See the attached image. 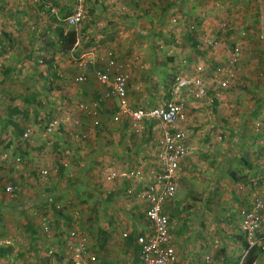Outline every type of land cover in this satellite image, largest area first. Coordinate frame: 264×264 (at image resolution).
<instances>
[{"label":"crops","instance_id":"0c3cea01","mask_svg":"<svg viewBox=\"0 0 264 264\" xmlns=\"http://www.w3.org/2000/svg\"><path fill=\"white\" fill-rule=\"evenodd\" d=\"M173 4L175 7L173 5L171 10V20H164V17L161 20V22L163 21L169 25H165L164 31L167 28L172 30L171 45H169V40H166L165 44L167 47L170 46L172 48L171 54L173 57L170 60L173 62V79L175 76L199 78L201 75L197 65H202L203 59L211 58L215 60V58H218L216 56H221L220 52L216 50L219 49L216 45L221 43L219 39H215L216 44L210 47L212 52L210 48H207V32L212 27L214 32L219 30L223 37L229 34L233 36V32H235L233 28L228 26L221 28L226 15L231 14L229 18L235 24L237 23V30H241L240 32L243 35L241 41L234 45V47L239 45L241 48L240 67L238 65L239 74H237L234 81L231 79L228 82L229 85L234 83L236 85L219 89L216 87L217 83H211L208 86L207 98L203 102H194L188 106L189 109L195 111L192 114L188 113L186 119L189 122H193L192 124L194 125H197V120H199L198 126L202 125L204 133L207 134L203 137V154L201 151L196 154L197 157H202L206 162L203 170L202 168L199 170L200 164L195 160L196 156H192L191 163L190 161L186 163L189 166H185V164L183 167L187 170H183L181 178H178L177 188L180 181H184V183L189 181L193 184L197 182L204 183L203 185L206 186L205 196L202 200L195 201L199 206L203 207V213H197L196 208L198 207L194 202L195 211L182 219L183 224L180 225V219H177L178 221L175 219L176 224L174 223L175 220L172 218L174 209H171V220L173 221L171 226L172 238L178 254V264H204L207 257L216 260L213 256L216 244L214 245L212 241H209L217 235L213 223L219 224L220 234L225 239L223 243H220L227 258L223 264H236L241 260L242 250L245 246L239 229L241 210L246 204L244 194L250 191L252 180L258 174V158L264 154V70L261 68L264 63V0H258V2L254 0H175ZM225 8H230L232 12L227 13ZM143 13L149 14L147 5H144ZM150 13L154 15V12ZM144 24H147V21H144ZM157 26L154 27L157 28ZM138 27L143 29L142 25H138ZM143 32H146V30H140L142 36L138 35L140 37L139 40L144 39ZM212 36H215V34H212ZM145 39L148 40L147 37ZM242 42H244L246 48H243ZM225 45L224 43L221 44V53H223L222 49ZM39 48L43 50V47ZM223 50L224 53H228L229 57L232 49L230 50L226 45ZM33 52L36 54L38 50L34 48ZM28 57L31 58V55H28ZM228 57L227 59L229 60L230 57ZM141 61L143 63V59ZM158 61L160 62V60ZM184 61L193 63L186 73L181 65ZM38 67L40 66L36 68ZM59 67L57 68L58 71L61 68ZM101 67L103 66L100 65L99 68ZM38 72L36 76L35 73H30V70L27 71L26 74H28L29 79L21 85L25 86L24 84L26 83L29 86L31 85L30 80L35 83L36 78L43 81V77L47 76L46 73L43 71V73H40L41 71ZM50 73L52 74L50 77L53 78L55 73L53 71H50ZM90 80L88 89L84 90L89 92L87 98L85 93L76 86L77 84H61L62 86L59 87L63 90L66 89L65 91L67 92L69 91L77 103L83 101L80 105L86 104V101H93L89 103L86 110H81V108H79V111L75 108L68 110L70 107L65 105L67 103H61L60 101L53 102L55 104L52 108L43 106L39 100L41 96L46 97L43 93L49 94L44 90V86H36L38 82L35 83L33 89L31 87H22L21 89L18 87L15 88V91H3L0 94V149H5L7 153L11 150L10 154H12L9 155L6 161L5 159H0V238L4 236L3 234L7 228L20 225L23 226L22 228L20 227L21 229L25 230V227L28 229V236L25 240L29 241L31 239V242L34 243L33 238L37 234H41V229L45 222H51L50 224L53 225V222H56L57 219L59 220L60 217H63L66 221H71V218H73L72 221L78 223L89 221L92 230L90 233L92 238L90 245H92L99 258L98 264H136L139 249L134 237L136 229L134 227L125 229L121 225L125 229L124 233H127V239L120 238V235L112 232L114 229H110L109 225L114 226V222L116 224L119 223L116 220L122 218V214H118L121 211L115 210L117 212H114V210L109 209L113 212H101L100 214L96 212L99 214H97L99 216L97 217L94 212L92 213L96 207L92 203L93 201H90L89 204L85 203L83 200L85 197H83L82 193L80 195V192L82 190H85V193L89 192L88 196H94L93 199L96 197L97 203H101L102 206L120 205L121 203H124V206L127 202L125 199L127 197L125 188L132 183L130 186L135 188V190H139L144 182L136 181L135 179L118 178L115 179L116 183L114 180H107L110 185H106L105 182L100 180L104 178L103 171L105 169L115 170L114 167L117 166L119 169L117 172L122 174L129 173L135 167H138L144 171V178H149L150 169L153 168L154 164V146L157 137L153 138L152 135H149L144 145L140 144L139 141L140 147L136 148L137 145L134 146L133 155L128 153V149H126L127 153H125L123 145H127L129 139L128 136L123 135L126 133H122L119 127L126 126L130 128L133 122L114 123V120H110V116L114 114V108L115 111L116 109L118 110V102L110 104V98L107 99V87L101 81H96L93 78ZM129 88V101L131 100L133 103L132 94L134 90L131 86ZM77 89L80 94L77 93ZM141 94L139 93V95ZM159 99V97L156 98V100ZM133 105L134 107L137 106V104ZM193 107L202 111L196 112L197 110L193 109ZM44 109L58 110L60 123L56 135L48 137L50 133H45L43 124L49 120L44 119V113H48V111L43 112ZM195 114L198 119L193 118ZM144 124H147L150 133L153 132V122H144ZM27 127L34 129L31 144L28 143L30 138L26 142L21 140ZM47 137L51 138L53 149H61L62 154L55 153L57 156L52 158L50 153L48 155L43 153L42 159L40 153L45 149L35 153V156L34 152L31 154V148L35 149L37 146L36 149H42V145L39 143L42 141L46 142ZM195 137H199V135ZM195 137L193 139L194 144L199 141L195 140ZM36 140L38 141L36 146H34L33 142ZM135 141L136 139L133 142ZM105 145L108 147L105 148ZM149 153L152 155V160H150L148 166L138 163L139 160L136 161L133 158L135 155L148 157ZM15 155L21 156L23 167H21V163L17 164L15 162ZM119 157L122 159L124 157L134 159V162L136 161L135 166L126 167L125 165V167H121L123 161H120ZM212 158H218L217 162L214 160L216 166L211 165ZM32 159L41 160L42 163H37V166L40 164L49 167V180L52 181L47 184L40 182L38 187L35 185L34 180L39 181V179L35 176L36 172L31 171L30 167L33 165L29 163L33 162ZM116 162L120 163V165ZM110 165L114 167L112 168ZM55 173L59 174L58 182H55V179H51ZM68 173L75 175L76 178L68 176L67 178L66 175ZM201 176L203 179L200 180ZM22 177L27 181V185L30 186L24 191L25 180ZM18 183L23 185V189L21 188L20 192L11 195L6 191V186L10 184L18 185ZM28 190L30 194L34 192L30 199L24 195L25 191ZM46 191L56 193V197L60 199V201L52 205L56 211H53V214L47 213L48 215L42 218L41 215L34 216L33 212H35V209L39 212L47 211L48 207H51V205L44 202L42 196V193ZM67 191L70 193L75 191L77 193L76 199L67 198ZM95 191L98 192L97 195ZM213 191H218L220 196L213 198ZM62 194H64V198H62ZM101 195H104V197H101ZM65 198L71 202L73 201L74 205L69 204L70 201L68 200L66 203ZM128 198L132 200V198ZM121 200L122 202H120ZM178 201L182 205L186 203L182 199ZM217 207H219L220 214L216 215ZM57 208L60 209L58 210ZM62 208H65L64 212H62ZM123 209L125 210L124 207ZM134 209H136L135 205L126 209V214L134 216L133 221L138 218L132 215ZM86 211L90 213V215H87L89 219L81 218V216H84V212L87 213ZM211 211L214 212L213 222L211 221ZM56 212L58 213L57 215ZM66 212H69V215ZM104 213L108 215L107 220L111 224L106 220ZM202 221L204 224H202ZM140 222H144L143 219H140ZM63 228L65 229L63 225L56 222L52 229L54 237L63 238L64 234L61 233ZM16 230L18 231L19 228H14L13 232H17ZM101 236L106 237V240L102 241L100 239ZM198 237L206 238L204 249L202 251L201 249L196 250L193 245L188 250L187 246L190 245V240ZM119 239H121V242ZM106 242L108 243L105 244ZM182 244L186 247H182ZM116 245H120L121 249L118 251L114 250ZM108 247L110 251L107 255L101 254ZM116 254L122 257L117 258ZM34 256L35 253L30 251L28 247L6 246L0 243V264L2 261L5 264L9 262L8 260L12 261V264H24L23 262L29 264L30 261L34 262ZM233 257H237L239 261H233ZM60 262H63V260ZM255 263L264 264V256L260 255V259L252 264Z\"/></svg>","mask_w":264,"mask_h":264},{"label":"rangeland","instance_id":"374dc122","mask_svg":"<svg viewBox=\"0 0 264 264\" xmlns=\"http://www.w3.org/2000/svg\"><path fill=\"white\" fill-rule=\"evenodd\" d=\"M198 1V0H197ZM258 2V0H254ZM175 0H0V90L1 93L3 91L12 92L15 91V88H26L31 87V89L34 88L35 83L38 82V85L36 86H44V90L49 94L45 95L44 98L41 96L39 102L45 107L52 108V106L56 103V101L65 102L68 105L67 107H70L71 110L73 108L77 109L79 111V108L81 110H86V107L89 105V103H92L93 101H86V104H81L80 101L77 103L75 101L69 91H65L66 89H61V84H77L76 86L80 89V91H83L86 95L89 93L87 90L90 82V79L98 80L96 72L100 69V65H102L104 68H106L105 64L110 62V60H115L117 62L123 63V72L126 73L127 79H128V90H127V106L131 108H150L154 105H159L164 103L169 97H170V91L172 87H174V84H176V77H172V64L173 62L170 60L171 57H173L172 48L170 46L167 47L166 40H169V45L171 42V28H167L166 31H164V27L169 26L165 24L161 20L164 17V20L168 19L171 20V10L173 8V3ZM144 5H147L149 7V14L143 13V7ZM175 7V5H174ZM225 11L227 13L232 12L230 8H225ZM150 12H154V15H152ZM157 14V15H155ZM231 14L226 15L224 24L221 26L223 29L225 26L231 27L234 29L235 32L234 35H226L225 37L222 36L221 32L219 30L213 31V28L207 32V40H212L215 42V39H219L221 43H218L216 46L219 49H216L217 52H220V57L216 56L218 58H215V60L211 58H206L202 60V65H197V68L199 69V73L202 77L203 82L205 83V86L208 88V86L211 83H217L216 87L219 89H225L230 86L236 85L235 83L232 85L227 84L226 87L220 86V81L222 79H227L229 77L227 75V68L228 66V53H224V48L226 45L229 47V49H233L234 45H236L237 42L241 41V37L243 36L241 34V30H237V23L235 24L230 18ZM202 19V18H200ZM144 21H147V24H144ZM158 23V26H157ZM138 25H142L143 29L146 30V32H143V40H139L142 34L140 33V30L144 31L143 29H140ZM154 26H157L154 27ZM147 29H146V28ZM75 35V38L70 41V35ZM212 34H215V36H212ZM138 35L140 37H138ZM246 35V34H245ZM145 37L148 38V40L145 39ZM163 41V45H162ZM226 44L223 46L222 52L220 51L221 44ZM243 43V48L246 46ZM210 48L211 45L206 44ZM214 46V45H213ZM240 47L239 45H237ZM38 50L36 54H34L33 50L34 48ZM39 47H43V50H41ZM241 49V48H240ZM32 51V53H30ZM210 51L212 52V48H210ZM98 54V55H97ZM28 55H31V58L28 57ZM225 55V58L223 59ZM142 56V58H141ZM230 57V55H229ZM228 57V58H229ZM102 58V59H100ZM143 59V63L141 60ZM220 59V60H216ZM227 59V61H225ZM160 60V62L158 61ZM98 61V62H97ZM116 62V63H117ZM104 63V64H103ZM241 63V62H240ZM143 64V65H142ZM192 62H182L181 65L183 67L184 72L186 73L188 71V68L191 67ZM237 64L235 69H232V73L234 75L231 79L234 81L237 77V74H239ZM37 66H40L36 68ZM61 68H60V67ZM60 68L58 71L57 68ZM240 67V65H239ZM264 70V63L262 65ZM38 69V70H37ZM111 73L115 72L114 65L110 68ZM30 70V73H35V75H38V71H41L40 73L45 72L47 76L43 77V81L39 78H36L34 81L35 83L30 80L31 85L27 86L25 83V86H22L21 84L24 83L28 78V74H26L27 71ZM190 70V69H189ZM43 71V72H42ZM50 71H53L55 75L53 78ZM85 74L86 76V87L83 86L82 82L78 80L79 75ZM198 77V76H197ZM57 78V79H56ZM195 78V77H192ZM190 78V79H192ZM141 79V83H140ZM229 79V81L231 80ZM64 80V81H62ZM240 81V80H239ZM233 83V82H232ZM92 84V83H91ZM134 90L132 96H133V103L131 100L129 101V87ZM58 88V90H57ZM77 93H79L77 89ZM139 93H142L139 95ZM80 94V93H79ZM52 102H49L48 98H50ZM183 96L185 98H188L187 93H183ZM160 98L159 100H156V98ZM53 98V99H52ZM109 97H107L108 99ZM110 104L113 102L116 103L118 100L115 99H109ZM158 101V102H157ZM203 102V100H196L191 98L186 99V105L184 108V114L185 118L180 120V122L176 125L177 129H182L186 132L188 136V144L191 147V150L193 151L192 156L195 157L196 154L200 151L203 154V137L207 135L204 133V127L202 125L198 126L192 124L193 122H189L188 119H186V115L188 113L192 114L195 110L189 109V105H192L194 102ZM55 102V103H53ZM74 103V105H73ZM77 103V105H76ZM107 103V101H105ZM133 104H137V106L134 107ZM85 105V106H84ZM67 109V108H66ZM115 109V108H114ZM193 109H196L193 107ZM197 110V109H196ZM48 111V113H44V119H48L49 121L45 122L47 124L52 123L53 121H58V123L54 124V129L52 132H50L49 136L56 135L57 129L60 123L59 120V114L57 109L48 110L44 109L43 112ZM202 110H197L196 112H199ZM60 112V111H59ZM87 112V111H86ZM88 113V112H87ZM191 116V115H189ZM111 117V116H110ZM193 118L198 119V116L195 114L193 115ZM202 118V116H201ZM61 119V118H60ZM112 120V119H110ZM45 121V120H44ZM133 122V121H132ZM114 123H116L114 121ZM47 124H43L47 125ZM31 128V136L28 140V143H32V135H34V129ZM122 130V133L125 132L126 134H123L125 136H128L129 141L128 144H124V152L128 153L130 155H133L134 146L137 145L136 148L140 147V144H145L148 136L152 135L154 137H158L157 130H160L158 126H154L153 132H149V127L147 124L144 123H137L133 124L128 127H119ZM127 130V131H126ZM44 132V131H43ZM199 137H195V136ZM46 138V142L42 141L39 143L42 145V149H36V143L38 140L34 141V148H31L32 153L39 152L40 150H44L42 153H40L41 159L43 157V153H47V155L50 153L51 157L54 158L55 153L62 154L61 149L54 150L53 145L50 141L51 138ZM161 137V136H160ZM195 137L196 141L195 144L193 142V139ZM134 139H136L135 142ZM160 139V138H159ZM48 140V141H47ZM50 141V143H49ZM140 141V144H139ZM26 142V141H25ZM135 143V145H133ZM137 143V144H136ZM156 143V142H155ZM33 145V144H32ZM31 145V147H32ZM156 145V144H155ZM4 146V145H3ZM2 146V147H3ZM45 147V148H44ZM108 146L105 145V148ZM155 147V146H154ZM135 148V149H136ZM216 149V148H215ZM5 151V149L3 150ZM29 151V150H28ZM152 152V151H151ZM147 153V152H146ZM218 153V150H217ZM150 154V153H149ZM128 155V154H127ZM214 155V153H212ZM139 156V158H138ZM133 157L136 161L139 160L138 163L149 165L150 160H152V155L150 154L148 157L146 156H140L138 155ZM124 157L123 159L119 157L120 161H123V164L121 167H132L135 166L134 159H128ZM218 158H212L211 165L216 166V161ZM33 160V159H32ZM127 160V161H126ZM195 160L200 164L199 170L204 167V163L206 162L205 159H203L200 156H196ZM194 160V161H195ZM190 161L191 158L187 160V162ZM186 162V163H187ZM217 162V161H216ZM37 163H42L41 160H33L31 163L32 168H36L38 165ZM118 165L120 163L116 162ZM185 163V164H186ZM39 164V165H40ZM185 166H189L186 164ZM191 166V165H190ZM21 167H23V164L21 163ZM30 167V168H31ZM110 167H114L113 165H110ZM31 168V171L35 173V171ZM115 171H119L117 166L114 167ZM187 170L186 168L181 169ZM198 173H200V171ZM197 174V173H196ZM36 176V174H35ZM70 178H76L75 175H71L68 173L66 177ZM67 177V178H68ZM23 180L24 177H22ZM181 178V177H180ZM55 179V182H58L59 174L55 173L53 175V178ZM200 180L203 179L201 176L199 178ZM103 182H105L106 185H110V183L105 179L101 178ZM32 181V180H30ZM35 185L38 187L40 186V181L34 180ZM52 181V180H49ZM116 183V181L114 180ZM189 184V186H187ZM202 182H197L196 184H193L188 181V183H184V181H180L177 188L176 193V201L171 204V209H174L172 212V218L174 220L180 219V225L183 224L184 218L188 217L189 213H192L195 211V205H197L198 208H196L197 213H203V207L199 206L198 203L195 201L202 200V198L205 196V185ZM73 185V184H71ZM23 189V185H18ZM30 186L27 185V181L25 180V188L23 191ZM72 189V188H71ZM22 192V191H21ZM94 192V191H93ZM32 192L30 194V191H25V197L26 198H32L33 196ZM45 192L42 194L44 195ZM66 197L71 199H76L77 193L75 191L73 192H66ZM83 195L85 197L83 200L85 203L89 204L90 201H93L92 203L96 206L94 211L95 215L99 217L98 215L101 212H107L112 213L109 209L114 210V212L121 211V213H118L123 218H119L116 221L119 222L116 224L114 222V226H110V229H114V233H117L120 235V238L127 239V236H124L125 229H129L130 227H135V223L133 221V217L129 214H126V209H129L132 207L133 203L131 199H125L127 200L126 204L123 206V204L119 203L115 204L113 206H102V204L97 203V200L93 197L94 196H88V193H85V190H82L80 192V195ZM95 194L97 195L98 192L95 191ZM57 196V194L55 193ZM55 196L54 202L49 204L51 207H48L47 211H39L35 209V212H33L34 216L41 215V218L52 213L53 211H56V209L53 208L52 205H54L56 202L60 201ZM62 198H64V194L61 195ZM88 196V197H87ZM219 192L213 191V198L218 197ZM41 197V196H40ZM99 197V196H98ZM101 197H104V195H101ZM42 198V197H41ZM61 198V199H62ZM25 199V198H24ZM44 199V197H43ZM79 199V198H78ZM179 199H182L186 201L184 203L185 205L179 204ZM220 199V198H217ZM66 200V198H65ZM70 201L69 199H67ZM66 200V203H67ZM188 201V203H187ZM73 202V201H72ZM70 201L69 204H73ZM83 202V203H84ZM122 202V200L120 201ZM195 202V205L193 204ZM178 203V204H177ZM48 205V206H49ZM194 205V206H193ZM68 206V205H67ZM66 208V206H64ZM125 208V210L122 208ZM64 208V209H65ZM58 210L60 208H57ZM62 208V212L64 210ZM178 209V210H177ZM117 210V211H115ZM136 210L134 209V213L132 215L136 214ZM37 212V213H36ZM75 212V210H74ZM84 212L85 219L87 218V215L90 213L86 211ZM96 212H99L96 213ZM48 213V214H47ZM196 213V212H195ZM212 219H214V212H212ZM216 215L220 214L219 207H217ZM58 213L56 212V215ZM67 215H69V212H66ZM98 214V215H97ZM104 216L107 220V214L104 213ZM74 217V216H73ZM58 218V217H57ZM71 218V216H70ZM73 218H71V221L64 220L63 217H60L59 220L57 219V223H60V225H63L65 229L63 228L62 232L64 234L63 238H57L54 237V234L52 233L53 226L56 222H53V225H51V233L49 237H43L41 231V239H39V242L33 243L32 240L29 239V241L25 240L27 235V230L25 227V230L21 229L23 226H11L10 228H7L4 232V236L1 237V240H9L10 244H1V245H14L15 247L23 246L24 248L28 247L30 251H33L35 253L34 262L31 261L29 264H65V257H67V234L70 230L78 229L79 233H82L83 235H86L89 239V241H92L91 238V223L89 221H84L81 223L72 221ZM175 220V224H176ZM202 220V219H201ZM217 221V219L215 218ZM108 221V220H107ZM106 221V222H107ZM178 221V220H177ZM213 222V221H212ZM51 223V222H50ZM109 224H111L108 221ZM1 224V223H0ZM83 224V225H82ZM202 224L203 221H202ZM215 231H217V235L215 237H212L209 241H212L215 246L214 250V258H216L217 261L221 262L222 264L225 263V253L222 250L223 246H221V242L223 243L225 239L220 234V228L218 223H213ZM124 226L123 227H121ZM21 227V228H20ZM14 228H19L17 232H13ZM191 229V228H188ZM122 230V231H121ZM25 231V232H24ZM192 231V230H191ZM20 233V238L13 239L12 234L13 233ZM126 233V232H125ZM199 235V234H198ZM123 236V237H121ZM34 239V238H33ZM102 241L106 240V237L101 236L100 238ZM20 240V241H19ZM49 240V241H48ZM61 240V241H60ZM121 242V239H119ZM25 241V242H24ZM48 244L53 247L54 251L52 254L47 253V247L44 244ZM64 242V243H63ZM206 238L204 237H198L190 240V245L187 246L188 250H190L193 245L196 247V250L201 251L205 247ZM208 242V241H207ZM106 242L105 244H107ZM111 245V243H110ZM109 245V247H110ZM182 247L184 244L181 245ZM105 248L101 254L104 256L107 255V253L110 251V249ZM121 246L116 245L114 250L118 251L120 250ZM191 247V248H190ZM186 248V249H187ZM110 254V253H109ZM117 258L122 257L119 254L115 255ZM63 257V258H61ZM213 258V257H211ZM124 259V258H123ZM233 261H237V257L232 258ZM257 261L260 259V255H256ZM63 262H60L62 261ZM119 260V259H117ZM9 262H6L5 264H12V261L8 260ZM239 261V260H238ZM247 261V260H245ZM25 264V262H23ZM1 264H4V261L1 262ZM231 264V263H230ZM237 264V263H236Z\"/></svg>","mask_w":264,"mask_h":264},{"label":"built area","instance_id":"2783aa9c","mask_svg":"<svg viewBox=\"0 0 264 264\" xmlns=\"http://www.w3.org/2000/svg\"><path fill=\"white\" fill-rule=\"evenodd\" d=\"M208 45H215L212 40L206 41ZM241 49L235 46L228 60V66L225 68L228 72L227 79H222L219 83L221 87H226L229 79L234 75L232 69H235L240 62ZM110 60L106 68L101 67L97 72V78L107 87V95L110 99L118 100V110L114 109V114L110 119L118 123L134 122L154 123L160 130H157L158 137L154 147V164L150 169L149 178H144L145 174L141 168L135 167L129 173H118L112 169H105L103 176L106 180L112 181L118 178L135 179L143 181L141 189L125 188V195L132 198L133 205L136 206L138 217L135 222V242L138 249V260L136 264H178V254L172 238L171 226V204L174 203L177 193V180L182 174V168L189 158L192 157L193 151L188 144V136L182 129H177L176 125L180 120L185 118L184 108L186 99L204 100L207 98L208 88L199 78L176 77L174 87L170 91V97L162 104L154 105L150 108H131L127 106L128 79L123 72V63ZM114 65L115 72L111 73V67ZM78 80L86 87V76L81 74ZM187 93L188 98L183 96ZM217 96V94H216ZM53 99V98H52ZM52 102L51 96L48 98ZM53 121L44 126L45 133H50L54 129ZM96 123H98L96 121ZM31 128H26L22 139L27 141L31 136ZM161 136V137H160ZM160 138V139H159ZM12 148V147H11ZM4 150V149H3ZM0 149V159L8 160L9 153ZM14 160L17 164L22 161L21 156L15 155ZM258 174L252 180V186L249 192L244 194L246 200L245 206L241 210L240 235L244 241L242 258L237 264H243L252 251L264 256V154L258 158ZM31 165V163H29ZM32 168V167H31ZM42 184L49 183L50 169L47 166L39 165L32 168ZM6 191L15 195L20 192V187L10 184L6 186ZM44 202L51 204L54 202L55 193L46 191ZM141 215V216H139ZM143 219L144 222H140ZM42 236L51 235V225L45 222L41 229ZM75 230H70L67 234V257L65 264H98V256L90 245L86 235ZM41 234L34 237V243L39 242ZM127 236V233H124ZM12 238L19 239L20 233L12 234ZM20 241V240H19ZM49 241V240H48ZM1 244H10L9 240H1ZM45 244V242H44ZM47 247V253L50 255L54 249L52 246ZM257 261V259L255 258ZM253 261V262H256ZM262 261V260H261ZM204 264H222L217 260L206 258ZM256 264V263H255Z\"/></svg>","mask_w":264,"mask_h":264},{"label":"trees","instance_id":"16d2710c","mask_svg":"<svg viewBox=\"0 0 264 264\" xmlns=\"http://www.w3.org/2000/svg\"><path fill=\"white\" fill-rule=\"evenodd\" d=\"M263 36H264V31H263ZM75 38V35L72 33L71 35H70V41H72L73 39ZM44 124H47V123H44ZM48 125V124H47ZM47 125H44V126H47ZM264 149V148H263ZM258 253L254 250V251H252L250 254H249V256H248V258L246 259L247 261L246 262H244L243 264H252L253 263V261H255V258H256V255H257Z\"/></svg>","mask_w":264,"mask_h":264}]
</instances>
